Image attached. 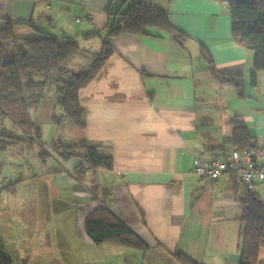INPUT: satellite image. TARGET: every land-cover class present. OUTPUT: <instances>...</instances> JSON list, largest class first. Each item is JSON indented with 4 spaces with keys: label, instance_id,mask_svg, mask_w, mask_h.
I'll return each mask as SVG.
<instances>
[{
    "label": "crops",
    "instance_id": "obj_1",
    "mask_svg": "<svg viewBox=\"0 0 264 264\" xmlns=\"http://www.w3.org/2000/svg\"><path fill=\"white\" fill-rule=\"evenodd\" d=\"M147 4L167 12L170 24L183 32L181 41L173 31L157 28L104 39L114 6L125 10L116 0H0V22L6 23L7 16L34 23L17 26L27 28L23 33L31 34L32 28L51 33L63 22L70 28L61 34L75 38L83 52L101 51L105 40L113 49L100 73L79 92L84 127L66 117L56 121L63 109L51 92L32 116L42 128L40 144L31 139L4 150L0 216L8 242L2 248L22 260L37 261L39 248L49 243L45 202L70 189L81 199L83 238L93 261L124 259L131 252L113 243L96 244L87 234L89 213L107 206L150 246L142 264H182L173 254L177 249L201 264H240L243 205L231 170L212 183L193 171L194 157L205 151L223 156L236 148L226 139L237 121H244L257 145H264V71L252 79L254 52L233 38L228 1ZM96 36L103 37L98 45L92 44ZM213 69L241 77L243 87L220 81ZM6 125L16 135H29L10 119ZM81 139L111 154L113 169L89 174L85 182L73 177L82 158L64 161L54 144ZM94 183L100 186L98 196L90 189ZM7 184L11 188H4ZM258 264H264V247Z\"/></svg>",
    "mask_w": 264,
    "mask_h": 264
},
{
    "label": "trees",
    "instance_id": "obj_2",
    "mask_svg": "<svg viewBox=\"0 0 264 264\" xmlns=\"http://www.w3.org/2000/svg\"><path fill=\"white\" fill-rule=\"evenodd\" d=\"M229 11L232 18L233 38L242 46L254 52L252 79L264 71V0H230ZM118 9L114 21L110 23L109 34L104 39L122 32H146L150 28L173 31L181 41L183 32L175 29L163 8H153L147 0L131 6L127 11ZM6 25L0 27V153L9 145H18L31 139L42 141V128L33 119L32 111L52 91L63 113L56 114V121L66 117L79 127L86 123L85 113L80 103V90L86 87L102 70L113 53L107 40L100 52L92 54V67L81 72H72L68 65L82 51L75 38L66 35L53 36L44 31H35V37L19 34L17 26L29 25L32 21H20L3 17ZM33 30L36 28H32ZM31 33L30 35H32ZM222 82L234 83L239 89L244 85L241 77L225 75L213 69ZM10 119L31 136L16 135L6 125ZM234 146L245 149L257 145L248 132L244 121H237L233 134L226 139ZM56 152L64 161L74 156L82 158L72 172V176L85 182L89 174L100 169H113L111 154L86 139L60 140L54 144ZM224 154L226 151L223 152ZM45 154V152L43 153ZM223 154V155H224ZM2 162L0 160V173ZM233 190L242 202V250L240 264H258L259 254L264 247V200L259 189L246 186L235 172L230 171ZM4 188H11L10 184ZM2 190V186L0 185ZM92 193L99 195L100 186L94 183ZM85 229L96 243H113L119 246L148 251L150 246L118 217L109 207L100 206L89 213ZM182 264H201L179 249L173 252ZM0 264H14L13 260L0 249Z\"/></svg>",
    "mask_w": 264,
    "mask_h": 264
},
{
    "label": "rangeland",
    "instance_id": "obj_3",
    "mask_svg": "<svg viewBox=\"0 0 264 264\" xmlns=\"http://www.w3.org/2000/svg\"><path fill=\"white\" fill-rule=\"evenodd\" d=\"M118 1L122 4V6H124V11H127L131 6L139 3L141 0H129L131 2H128V0H116V3H118ZM117 11V6L115 5L113 9V21L116 16L115 13ZM5 25L6 23L0 22V27H3ZM64 27L70 28V25L62 22L56 30L53 31L51 29V33L49 34L61 37L63 34H61L62 31L60 30H62V28ZM25 29L27 28L17 29V32L19 34L28 35L30 37H35L38 34V32H35L34 30H32V35H30L29 33H23V31H26ZM108 30H106L105 33H102L103 37L108 34ZM57 31H59L60 33H56ZM103 37L96 36L92 38V44H100V42H102L103 40ZM92 54L93 52L91 51L81 52L69 63V69L72 72H81L88 70L92 67ZM51 92L52 91H50V93ZM40 104H38V108H40ZM38 108H35L32 111V113L34 112L33 117L35 116ZM58 108L59 110H62L60 106ZM28 136H31L30 132ZM40 142L39 140H37L36 145L40 144ZM27 147H29V152L34 154L35 148L31 144H28ZM6 155L7 153L2 151L0 153V160L2 161ZM86 182H88V180ZM259 190L262 192L264 197V190L262 188H260ZM4 192L10 196L15 195L13 193H10L8 190H4ZM80 201L81 199L74 197L70 192V189H67L64 192H60L59 194L56 192L51 196L49 203L45 202L44 217L46 219L48 218L49 221L44 222V229L45 238L49 243L44 244V246L43 244L41 245V247L39 248L40 252L37 261L22 260V258L15 256V253L13 251H9L7 247L3 246L4 249L2 248L3 242H8V238L3 237V235L1 234L2 225L5 222V219H3L2 216H0V249L4 251L10 258H12L14 264H142V257L145 252L132 248H130L129 250L131 251L130 254L124 259H108V256H101V259L103 260L93 261L95 256L89 254L83 238L84 230L81 226L82 208L79 207ZM65 228L66 230L64 231V233H61L58 236L56 230H64ZM61 242H63L64 245Z\"/></svg>",
    "mask_w": 264,
    "mask_h": 264
},
{
    "label": "built area",
    "instance_id": "obj_4",
    "mask_svg": "<svg viewBox=\"0 0 264 264\" xmlns=\"http://www.w3.org/2000/svg\"><path fill=\"white\" fill-rule=\"evenodd\" d=\"M225 170H233L246 186L264 190V145L236 147L223 156L209 155L207 151L195 154L193 171L212 183Z\"/></svg>",
    "mask_w": 264,
    "mask_h": 264
},
{
    "label": "water",
    "instance_id": "obj_5",
    "mask_svg": "<svg viewBox=\"0 0 264 264\" xmlns=\"http://www.w3.org/2000/svg\"><path fill=\"white\" fill-rule=\"evenodd\" d=\"M228 1H230V0H228ZM236 1H242V0H236ZM227 171V170H226Z\"/></svg>",
    "mask_w": 264,
    "mask_h": 264
},
{
    "label": "flooded vegetation",
    "instance_id": "obj_6",
    "mask_svg": "<svg viewBox=\"0 0 264 264\" xmlns=\"http://www.w3.org/2000/svg\"><path fill=\"white\" fill-rule=\"evenodd\" d=\"M225 1H228V0H225Z\"/></svg>",
    "mask_w": 264,
    "mask_h": 264
}]
</instances>
